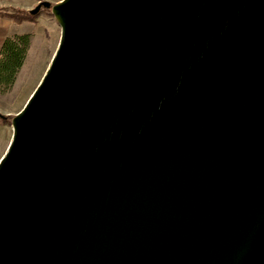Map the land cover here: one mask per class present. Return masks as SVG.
<instances>
[{"label": "water", "instance_id": "95a60500", "mask_svg": "<svg viewBox=\"0 0 264 264\" xmlns=\"http://www.w3.org/2000/svg\"><path fill=\"white\" fill-rule=\"evenodd\" d=\"M0 157V264H264V0H59Z\"/></svg>", "mask_w": 264, "mask_h": 264}, {"label": "rangeland", "instance_id": "374dc122", "mask_svg": "<svg viewBox=\"0 0 264 264\" xmlns=\"http://www.w3.org/2000/svg\"><path fill=\"white\" fill-rule=\"evenodd\" d=\"M39 1H41V0H0V14L5 13V12L6 13L11 12L10 10H4V8L7 6H15V7H20V8L29 10V9L33 8ZM54 2H55V0H52V3H54ZM26 6H28V7H26ZM40 12L44 13L43 18L38 17ZM37 18H38V20H40L42 22L41 25L43 26V29L42 30L36 29V30H34V33H27L30 35V44H31V39H32V42L33 41L36 42V46H34L35 50H34L33 57L31 59V63L27 66L26 70H25V68L22 70L19 69V71L17 73L16 80H15L13 86L9 90H7L5 92H0V114L6 115L7 113H5L4 111L9 110L10 108H15V106H16L15 104H17V103L21 104L23 101H25V98H26L25 96L32 93V91L35 89L39 80L41 79V77L43 76V74L45 72V66L49 65V62L51 60L50 56L52 57V55H53V53L57 47V44L59 42L60 27L57 24L53 15L51 14V11H47L44 8H42L39 12H37L34 15L33 19L24 18L22 20L28 19L31 21H35L37 24V21H38ZM22 20H20V21H22ZM15 21L20 22L17 20H15ZM55 30H56V42L54 43L52 39L54 38ZM23 34H25V33H23ZM44 54H46L45 59H46L47 55L49 57L46 59V63L43 67V70L41 72H37L34 69L36 67H39V65L37 66V64H39L38 62H39L40 58L41 59L44 58V56H43ZM20 68H22V66ZM0 120L2 122L7 123L10 127V129L8 131H6V134L4 137H3L2 133H0V144L3 142V139H4L5 140L4 150H6L5 148H7L8 144L11 140V137H12V126H11V122L5 121L1 118H0ZM1 150H2V148H1ZM1 150H0V156L3 152H5L4 150L3 151H1Z\"/></svg>", "mask_w": 264, "mask_h": 264}, {"label": "trees", "instance_id": "16d2710c", "mask_svg": "<svg viewBox=\"0 0 264 264\" xmlns=\"http://www.w3.org/2000/svg\"><path fill=\"white\" fill-rule=\"evenodd\" d=\"M44 9L50 11L49 8ZM4 10H10L17 21L24 18L33 19L35 15L30 14L26 9L15 6H7ZM29 46L30 35L27 33L13 34L4 38L0 45V92H5L13 86ZM13 116L14 114H0V118L8 122H11Z\"/></svg>", "mask_w": 264, "mask_h": 264}, {"label": "crops", "instance_id": "0c3cea01", "mask_svg": "<svg viewBox=\"0 0 264 264\" xmlns=\"http://www.w3.org/2000/svg\"><path fill=\"white\" fill-rule=\"evenodd\" d=\"M48 1L52 2V0H48ZM57 1H59V0H55V2H57ZM26 7H28V6H26ZM43 16H44V13L40 12L38 17L43 18ZM37 20H38V18H37ZM41 24H42V22L40 20H38L37 24H36L35 21H31L28 19L22 20L20 22H16L15 18L12 16L11 12H7V13L5 12V13L0 14V45L2 44L4 38L8 35L23 34V33H34V30H36V29L42 30L43 26ZM54 34L55 35H54V38L52 40L55 43L56 42V30H55ZM31 44H30L29 49L27 51V55H26V58H25L23 65H22V68H20L21 70L24 68L26 70L27 66L31 63V59L33 57L34 50H35L34 46H36V42L35 41L32 42V39H31ZM45 55L46 54L43 55L44 56L43 59H41V58L39 59V62H38L39 64H37V66L39 65V67H36L34 69L37 72H41L43 70V67L46 63V59L49 57L47 55L46 59H45ZM50 59H51V56H50ZM46 68H47V66H45V70H46ZM29 96H30V94L26 95L25 96L26 98L24 97L25 101H23L21 104H18V103L15 104L16 105L15 108H10L9 110H6L4 112L7 114H15L16 112H18L23 107V105L25 104V102L27 101ZM9 129H10L9 125L0 120V133H2L3 137L5 136L6 131H8ZM0 146H1L0 150L2 148L1 151H3L4 146H5V140L4 139H3V142L0 144ZM3 153L1 154V156L3 155Z\"/></svg>", "mask_w": 264, "mask_h": 264}]
</instances>
